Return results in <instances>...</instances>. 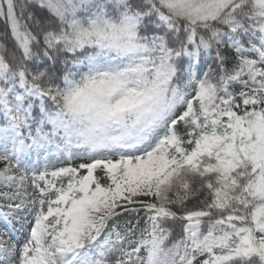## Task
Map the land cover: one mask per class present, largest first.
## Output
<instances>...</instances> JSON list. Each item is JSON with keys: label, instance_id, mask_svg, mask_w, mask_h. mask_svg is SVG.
Masks as SVG:
<instances>
[{"label": "snow or ice", "instance_id": "obj_1", "mask_svg": "<svg viewBox=\"0 0 264 264\" xmlns=\"http://www.w3.org/2000/svg\"><path fill=\"white\" fill-rule=\"evenodd\" d=\"M0 24V264H264V0Z\"/></svg>", "mask_w": 264, "mask_h": 264}, {"label": "rangeland", "instance_id": "obj_2", "mask_svg": "<svg viewBox=\"0 0 264 264\" xmlns=\"http://www.w3.org/2000/svg\"><path fill=\"white\" fill-rule=\"evenodd\" d=\"M78 162L79 161H76V163H78ZM44 164H45V161L42 158L39 159V161H37V159L35 157L31 158V161H30L31 166L42 168ZM57 166H64V165H57Z\"/></svg>", "mask_w": 264, "mask_h": 264}, {"label": "trees", "instance_id": "obj_3", "mask_svg": "<svg viewBox=\"0 0 264 264\" xmlns=\"http://www.w3.org/2000/svg\"><path fill=\"white\" fill-rule=\"evenodd\" d=\"M0 28H2V24H0Z\"/></svg>", "mask_w": 264, "mask_h": 264}]
</instances>
